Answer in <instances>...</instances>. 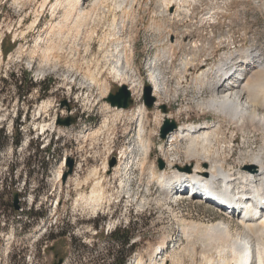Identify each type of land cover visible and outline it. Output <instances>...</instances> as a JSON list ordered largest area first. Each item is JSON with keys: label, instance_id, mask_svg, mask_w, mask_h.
I'll use <instances>...</instances> for the list:
<instances>
[{"label": "rangeland", "instance_id": "obj_1", "mask_svg": "<svg viewBox=\"0 0 264 264\" xmlns=\"http://www.w3.org/2000/svg\"><path fill=\"white\" fill-rule=\"evenodd\" d=\"M77 1L0 0V131H4L0 132V264H54L60 260L63 264H163L165 259L170 260L166 264H217V253L211 254V245L202 241L206 237L201 241L197 237H203L204 231L193 229L191 233L203 232L195 237L190 231L200 222H216L225 215L206 205L203 197L195 200L197 195L190 189L181 198H169L153 179V174L164 171L170 176L171 163L189 162L188 140L172 142L171 133L161 139L162 115L170 116L178 128L217 121L212 112L198 107L210 96L209 91L185 84L183 57L174 66H163L167 95L156 97L153 108L145 106L144 135L151 152L146 154L138 140L140 122L135 117L144 106L146 88L151 87L148 63L167 43L164 0H87L80 5ZM71 8L76 9L74 16L67 17ZM209 11H217L221 19L224 14L229 18H223L222 24L211 21L209 26L197 22L202 30L224 34L220 52L205 63L208 70L228 50L227 33L233 34L237 47L243 40L264 44V4L202 0L194 5L197 18ZM183 25L172 28L176 34L171 33L173 44L186 31ZM209 47L200 51L201 56L209 54ZM12 74L16 79L28 76L42 88L51 89L41 95L36 88L20 98ZM121 74L143 87L137 95L131 91L132 107L118 112L104 99L118 91ZM24 84L21 95L27 91ZM162 105L167 114L160 109ZM68 117L76 120L73 125L58 124ZM17 139L21 142L18 147L14 144ZM236 139V156L227 158V165L234 167L244 142L240 135ZM255 140L261 143L260 137ZM114 158L117 163L110 168ZM159 161L164 163L163 169ZM104 166H108L107 172ZM96 183L105 197V213L93 219L86 198ZM14 193L19 194V211L13 205ZM100 218L105 221L103 229L94 226ZM115 233L120 238L131 234L130 244L115 242ZM166 239L170 248L158 259ZM211 258L212 263L208 262Z\"/></svg>", "mask_w": 264, "mask_h": 264}, {"label": "bare ground", "instance_id": "obj_2", "mask_svg": "<svg viewBox=\"0 0 264 264\" xmlns=\"http://www.w3.org/2000/svg\"><path fill=\"white\" fill-rule=\"evenodd\" d=\"M83 1L86 2L87 0H79L77 2L80 5ZM201 1L164 0L166 19L163 30L167 31V43L163 50L160 49L161 51L155 56L154 61L148 63L150 69L149 83L152 89V96L156 98L159 95H167L168 90L163 66H172L177 58L183 57V62L180 63L184 69V72H182L183 70L181 72L185 73L183 75L185 84L187 86L195 84L201 92L209 91L210 96L199 102L198 107L201 110L212 112L217 121L213 123L205 122L201 125L186 124L172 132L169 136L172 142L189 141L186 150L189 162H186V164L171 163L169 164L170 176H167V172L164 171L160 174H153V179L164 187L169 198L170 196L171 198H181V196H184V191L190 189L197 195L195 200L201 196L207 201L205 202L206 205L218 209L225 215V218L216 222L195 224L196 226H192L190 231V233L193 229L204 231L203 237L197 236L200 232L191 234H195L192 236H197L200 241L206 237V240L203 239L202 241L208 242L209 246L213 245V247L210 246V249L208 246L205 249H210L212 251L211 254L217 253L219 257L218 263L264 264V214L253 212L249 203L246 213L240 214L241 200L244 198H256L264 204V196H261L262 193L264 194V44H257V42L248 44L243 40L244 42L239 44L240 47H237L233 41V34L227 33L225 34L227 36L225 45H227L228 50L225 53H220L219 63L214 64L215 66L213 65L208 70L209 66L205 65V63L209 57H214L216 53L220 52L218 48L223 45L224 34L214 35L213 31L209 30L207 32L206 29L202 30L197 25L200 23V26L201 24L209 26L211 21H218V23L222 24L223 18L227 20L229 15L224 14L228 15L225 17L221 14V19L220 15L217 14V9L216 12L209 11L203 16L201 15L200 18L198 17V19L194 13V5ZM252 1L256 6L264 4V0ZM189 3L191 4L188 5ZM174 7L176 8L175 12L169 13V10ZM75 10L71 8L66 13L67 17L74 16L72 14ZM82 13L78 14V17ZM219 13H221L220 8ZM181 23L184 24L186 31L180 38L175 36L176 41L173 44L170 40L172 38L171 33L174 31L172 28L178 27ZM195 32L196 35L194 34ZM174 35L176 34L174 33ZM186 42L190 45H186ZM214 42L217 46H213ZM208 45L212 46L209 47L211 48L209 54L201 56L200 51H203ZM128 63L127 61V66L129 65ZM121 76L120 86H131L129 89L133 91L134 95L142 92V83L132 79L131 76L122 74ZM179 83L177 84L179 85ZM248 85L250 86L249 88ZM116 110L118 112L125 111L124 109ZM145 112L146 108L144 105L138 110L135 120L140 122L138 131L139 143L143 148H146L145 153L148 154L151 152V148L150 143L146 142L144 135L145 126L143 125V119ZM162 118L171 119L167 115H162ZM235 133L236 136L234 135ZM238 135L242 137L244 142L242 143L241 154L237 158V167H234L233 165H227V158L236 156V148L233 144L237 141ZM249 135H252V137ZM234 136L236 137L235 139L233 138ZM259 137L261 138V143L255 140ZM125 155V152L122 153L121 159ZM193 162L195 163L194 165H192ZM166 170L168 171V169ZM104 171H108V166H104ZM215 173L219 174V178H212ZM179 174L185 176V179H181V185L178 183L179 178H177ZM99 186L100 183H96V188L86 198V204L90 208L89 214L93 219L105 213V197L100 191H97ZM168 188H172L173 192H169ZM203 200L200 199L198 201L201 202ZM233 222L236 223L235 226ZM196 230L195 232H197ZM187 232L188 230H185V234ZM201 233L203 232L201 231ZM167 241L166 239L161 245L160 252L157 253L158 259H161L170 248ZM192 250H195V248H192ZM168 261L170 262V260L165 259L163 264L168 263ZM212 261L215 260L213 258L208 260L210 263Z\"/></svg>", "mask_w": 264, "mask_h": 264}, {"label": "water", "instance_id": "obj_3", "mask_svg": "<svg viewBox=\"0 0 264 264\" xmlns=\"http://www.w3.org/2000/svg\"><path fill=\"white\" fill-rule=\"evenodd\" d=\"M105 102L113 109H129L133 104V95L127 86H120L116 93H110L107 98L104 99ZM156 103V99L152 96L151 87H147L144 92V105L151 109L154 107ZM63 106H68L66 103ZM164 114H167V107L162 105L160 107ZM75 119L72 117H68L66 119H59L58 124L62 126H71L75 123ZM177 129V124L170 119H165L164 124L162 126L160 137L161 139H166L169 133L175 131ZM117 161L114 158L113 162L110 164V168H113L116 165ZM160 169L164 168V163L159 161ZM73 162L70 164V174L73 172ZM13 205L16 211L20 210V198L18 193L13 194ZM64 260H60L57 264H63Z\"/></svg>", "mask_w": 264, "mask_h": 264}, {"label": "trees", "instance_id": "obj_4", "mask_svg": "<svg viewBox=\"0 0 264 264\" xmlns=\"http://www.w3.org/2000/svg\"><path fill=\"white\" fill-rule=\"evenodd\" d=\"M12 77H14V79L16 80L15 86L18 89V94H19L20 98L25 97L26 95H30L34 91V89H36V88H38L37 91H39L41 95H45L51 89L50 86L42 88L40 85L34 83L32 79H29L28 76H23L21 79H16L15 75L12 74ZM24 82L27 85V87H26L27 91H26L25 95H21V90L25 88ZM0 132L4 133L3 130ZM1 135H2V133H0V138H1ZM14 144L16 147H18L21 144V142L19 141V139H17V141ZM113 238H114L115 242H118V243L121 242L125 246H128L130 244L131 239H132L131 234H128L125 238H120L117 236L116 233L113 235Z\"/></svg>", "mask_w": 264, "mask_h": 264}, {"label": "flooded vegetation", "instance_id": "obj_5", "mask_svg": "<svg viewBox=\"0 0 264 264\" xmlns=\"http://www.w3.org/2000/svg\"><path fill=\"white\" fill-rule=\"evenodd\" d=\"M104 224H105V221H103V219L101 218L94 222V226L100 227V229H103ZM54 264H57V263H54Z\"/></svg>", "mask_w": 264, "mask_h": 264}]
</instances>
